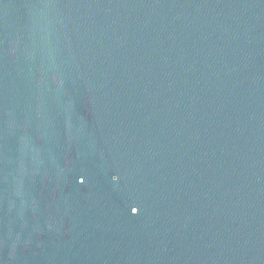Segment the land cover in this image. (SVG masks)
Masks as SVG:
<instances>
[{
    "label": "water",
    "instance_id": "water-1",
    "mask_svg": "<svg viewBox=\"0 0 264 264\" xmlns=\"http://www.w3.org/2000/svg\"><path fill=\"white\" fill-rule=\"evenodd\" d=\"M0 264H264V0H0Z\"/></svg>",
    "mask_w": 264,
    "mask_h": 264
}]
</instances>
